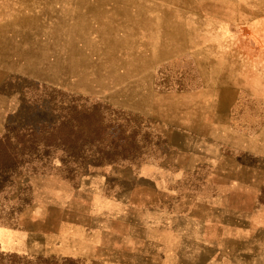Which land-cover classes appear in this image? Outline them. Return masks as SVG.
I'll return each mask as SVG.
<instances>
[{"label":"rangeland","instance_id":"obj_1","mask_svg":"<svg viewBox=\"0 0 264 264\" xmlns=\"http://www.w3.org/2000/svg\"><path fill=\"white\" fill-rule=\"evenodd\" d=\"M128 33L187 38L198 54L113 64L101 53ZM195 100L211 106L201 130L215 143L248 144L235 132L264 125V0H0V264H128L144 238L148 264H264L253 227L232 223L219 240L210 231L225 240L210 258L192 246L193 224L167 229L176 217L110 199L158 201L164 185L141 176L190 163L197 139L176 125Z\"/></svg>","mask_w":264,"mask_h":264},{"label":"crops","instance_id":"obj_2","mask_svg":"<svg viewBox=\"0 0 264 264\" xmlns=\"http://www.w3.org/2000/svg\"><path fill=\"white\" fill-rule=\"evenodd\" d=\"M110 40V48L105 46L109 51L101 54L111 55L113 64L122 63L124 57L128 62L131 56L147 55L150 51L159 55L198 54L197 46L194 47L195 45L189 39L176 35L167 37L165 33L153 34V36L152 34L128 33L124 36L113 35ZM113 57L116 59L113 60ZM237 104L241 106L240 98L230 100L226 110V113L229 114L226 118H230L235 113ZM210 108L211 106L208 105L203 106L202 101L195 100L190 107L180 109V119L176 125L178 134L194 136L197 139V144L193 145L189 151L190 163L185 164L179 160L164 162L151 167L147 170V174L141 176L143 182H147L146 184L164 185L159 186L158 201H148L146 204L139 205L131 192H114L110 199L116 203L126 200L127 208L142 210L143 215L147 217L157 215L176 217L173 218L175 227L173 224H171L172 227L164 226L167 229L181 231V221L193 224L192 230L195 228L194 231L197 232V235L193 238L196 242L193 240L192 242L195 243L192 246L201 248V251L211 249V254L216 247L224 246L225 240L221 241L222 245L221 243L216 244V241L220 239V236L225 237L226 232L231 230L232 223L244 229L253 227V231L260 234L251 240V248H254L255 252L260 249L264 253V163L262 162L264 158V125L262 119L258 117L254 134L241 130L233 131L235 135L246 137L244 140L251 145L239 144L238 147L227 142L215 143L213 134L209 135V131L201 130ZM258 110L261 111V109ZM187 116L191 123L185 121ZM231 132L232 129L226 133L231 135ZM179 148L181 147H178V152H182L183 149ZM231 152H236L239 155L246 154V156L253 155L255 160L233 163ZM114 208L117 209L116 204ZM183 217H186L187 220ZM232 218L235 222H232ZM165 223L170 224L164 220L162 225ZM149 224L150 220L146 223L144 221V225L148 226ZM216 228L218 231L217 240L215 235H209L210 231H216ZM197 241L201 242L200 247L196 244ZM146 244L145 238L139 239L136 246L132 244L133 248L129 250L132 252L129 253L130 256L128 255V264L149 263L151 257L150 253L146 254L145 252ZM201 254L205 253L199 251L197 255L191 256V263L199 261L197 258ZM212 257H214L213 254L210 258ZM259 257L264 256L262 253L258 255L257 261L260 260ZM111 264L118 263H116V259L114 261L112 259Z\"/></svg>","mask_w":264,"mask_h":264},{"label":"trees","instance_id":"obj_3","mask_svg":"<svg viewBox=\"0 0 264 264\" xmlns=\"http://www.w3.org/2000/svg\"><path fill=\"white\" fill-rule=\"evenodd\" d=\"M37 136V134L36 133H34V137H36ZM10 137H9V135L7 136V139H9Z\"/></svg>","mask_w":264,"mask_h":264}]
</instances>
